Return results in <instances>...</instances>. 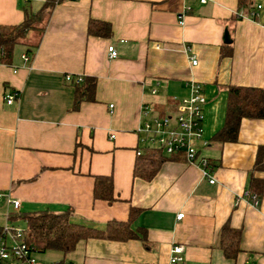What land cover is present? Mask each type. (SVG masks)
I'll return each mask as SVG.
<instances>
[{
  "label": "crops",
  "instance_id": "obj_1",
  "mask_svg": "<svg viewBox=\"0 0 264 264\" xmlns=\"http://www.w3.org/2000/svg\"><path fill=\"white\" fill-rule=\"evenodd\" d=\"M45 1L29 5L36 11ZM258 3L264 0H252ZM25 5L0 0V24L23 21ZM237 6L238 0L57 3L41 36L28 35L37 43L31 60L22 59L27 45L12 64L0 63V192L21 201L18 212L0 201V225L8 221L5 212L72 207L77 220L105 226L128 220L134 206L140 212L132 226L145 228V241L91 238L69 252L65 264H170L175 245L184 248L182 264H264V195L257 203L247 195L250 177H264L255 167L264 119H243L237 141L213 139L225 123L227 87L264 88V12L253 18ZM90 18L110 22L112 36L89 35ZM109 46L118 52L114 59ZM226 48L231 55H222ZM66 74L96 76V101L73 109L74 87ZM190 78L208 98L203 128L209 145L200 154L210 160V175L178 155L153 179L135 177L137 151L144 147L138 133L142 106L151 116L165 115L175 97L189 93ZM11 93L17 97L8 104ZM95 175L113 176L117 201L94 200ZM227 222L242 228L235 259L221 248Z\"/></svg>",
  "mask_w": 264,
  "mask_h": 264
},
{
  "label": "trees",
  "instance_id": "obj_2",
  "mask_svg": "<svg viewBox=\"0 0 264 264\" xmlns=\"http://www.w3.org/2000/svg\"><path fill=\"white\" fill-rule=\"evenodd\" d=\"M61 0H46L40 9L34 11L29 2L24 7V19L17 25L0 24V63L12 64L15 44L25 43L31 32L37 31L39 36L45 29L46 23L51 17L54 7ZM238 9L251 12L255 5L252 0H238ZM88 34L96 37L109 38L113 30L110 22L90 18L88 22ZM40 38V37H39ZM37 43L28 44L27 54ZM2 52V53H1ZM222 55H231L226 48ZM98 79L96 76H83L80 82L73 79L70 85L74 87L73 109H79L83 102L96 101V89ZM228 89L227 111L224 126L214 135V141L221 143L234 142L238 139L240 125L243 119H264V88L231 84ZM137 155L134 165V176L144 180L153 179L164 162L174 159L175 156L166 154L159 148L144 149ZM256 156L255 167L264 171V146H260ZM114 180L112 175H95L93 198L103 200L109 204L118 200L115 195ZM249 199L259 202L264 195V177L252 175L248 182ZM72 207L62 211L42 210L26 214H14L11 217L12 224L15 220L23 218L30 222L28 231L24 233V241L34 247L32 253H42L48 250L61 251L68 254L76 249L81 241L91 238L108 239L115 241H127L131 239H147V232L143 227L134 228V220L139 215L140 209L130 207L128 220L112 219L105 226L86 224L77 220L73 215ZM15 225V224H14ZM5 236L3 226L0 225V238ZM221 245L225 257L235 259L241 252L242 228H235L225 223L222 228ZM56 264H65L62 260Z\"/></svg>",
  "mask_w": 264,
  "mask_h": 264
},
{
  "label": "built area",
  "instance_id": "obj_3",
  "mask_svg": "<svg viewBox=\"0 0 264 264\" xmlns=\"http://www.w3.org/2000/svg\"><path fill=\"white\" fill-rule=\"evenodd\" d=\"M29 2L30 0H22ZM207 2L208 0H201ZM264 12V4H255L254 9L250 12L253 18L257 17L259 13ZM180 24H184L183 15L178 17ZM2 53V52H1ZM118 56V52L114 46H109V58L114 59ZM32 56L24 53L22 59L29 62ZM192 63H197V60L192 57ZM82 75L66 74L65 80L69 83L76 79V82L82 80ZM189 93L181 98L175 97L177 100L174 108H169L165 115H150L148 107L142 106V115L145 116L141 123L138 133L143 136L140 137V142L144 147L139 148L137 155H140L147 148H159L166 154L173 156H182L186 162L190 164H200L205 167L203 170L206 175H210L212 166L210 160L201 157V150L209 145V141L204 137V106L208 102V98L204 92L203 85L190 78L186 82ZM156 90H153L155 92ZM17 94L11 93L6 96V101L11 104L16 99ZM113 107V105H110ZM116 134L111 135L115 138ZM211 183L215 182V178L211 177ZM249 196V193H247ZM5 203L18 212L21 206V201L13 197L11 192L3 194L0 192V201ZM19 214V213H18ZM13 214L8 213V221L3 226L5 236L0 238V264H52L40 262L35 253L33 246L28 245L23 237L24 233L28 231L30 222H27L26 228H17L10 222ZM184 212L177 214L178 219L184 217ZM170 264H182L184 261V248L182 245H175L171 250Z\"/></svg>",
  "mask_w": 264,
  "mask_h": 264
},
{
  "label": "rangeland",
  "instance_id": "obj_4",
  "mask_svg": "<svg viewBox=\"0 0 264 264\" xmlns=\"http://www.w3.org/2000/svg\"><path fill=\"white\" fill-rule=\"evenodd\" d=\"M32 33L34 34V36L35 35L37 36V33L38 32L35 31V32H32ZM32 39H34V38H32ZM32 39H30V38L27 39L25 41V43H19L17 45L15 44L14 53L16 51H21L22 52V50L25 49V47L28 44H30L31 42H33ZM220 101H222V98H220L218 100V103H220ZM219 114H220V112H219ZM219 114L217 113L216 118L220 120V115ZM203 149H205V148H203ZM202 151H204V150H202ZM5 215H6V220H8V214L6 212L4 213V217H5ZM3 220H5V219H3ZM10 222H12V221L10 220ZM14 223H15V227H17V228H26L27 227V221L24 220L23 218H19L18 220H15ZM68 256H69V254H64L61 251H57V250H54V251L53 250H48L47 252H42V253H37L36 254L37 259L40 262H44V263H52V262H57V261H62V260L65 261V259L67 260L66 263H68V258H67Z\"/></svg>",
  "mask_w": 264,
  "mask_h": 264
},
{
  "label": "water",
  "instance_id": "obj_5",
  "mask_svg": "<svg viewBox=\"0 0 264 264\" xmlns=\"http://www.w3.org/2000/svg\"><path fill=\"white\" fill-rule=\"evenodd\" d=\"M226 37H228V33L226 32ZM226 40H228V39H226Z\"/></svg>",
  "mask_w": 264,
  "mask_h": 264
}]
</instances>
